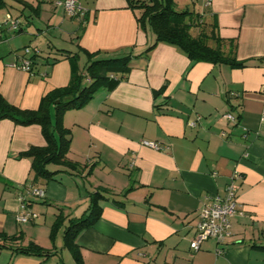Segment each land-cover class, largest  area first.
Returning <instances> with one entry per match:
<instances>
[{"label": "crops", "instance_id": "obj_1", "mask_svg": "<svg viewBox=\"0 0 264 264\" xmlns=\"http://www.w3.org/2000/svg\"><path fill=\"white\" fill-rule=\"evenodd\" d=\"M22 1L30 8L12 0L0 8V95L8 103L35 109L45 93L65 86L71 67L64 54L78 46L104 56L130 54L131 68L112 88L63 113L67 156L78 166H53L61 170L51 179H34L31 157L18 156L46 144L41 126L0 118V232L57 251L38 257L3 247L0 264H54L52 258L63 264L59 232L50 237L55 215L81 216L88 194L101 187L121 203L101 200L98 219L77 234L83 264H264V250L255 246L264 244V0H173L200 15L193 35L214 33L243 67L193 62L161 42L145 53L154 36L139 27L127 0H80L87 10L81 23L52 0ZM7 16L18 19L17 29L2 24ZM25 46L38 49L31 71L20 68ZM233 172L239 188L230 236L192 250L200 208L224 193ZM29 187L44 196L27 195L37 216L20 224L17 198Z\"/></svg>", "mask_w": 264, "mask_h": 264}, {"label": "trees", "instance_id": "obj_2", "mask_svg": "<svg viewBox=\"0 0 264 264\" xmlns=\"http://www.w3.org/2000/svg\"><path fill=\"white\" fill-rule=\"evenodd\" d=\"M24 8H30L22 0H12ZM128 6L137 11L136 19L141 29L147 30L154 36V42L150 44L145 53L155 44L167 43L177 46L191 61H206L213 64H228L231 67H243L244 60H238L234 55L223 52L218 44L219 38L214 33L205 34L199 32L196 36L190 31L192 26L203 24L197 13L188 10L178 11L174 8L173 0H127ZM7 0H0V8L7 6ZM12 6V5H9ZM86 15V13H85ZM84 15V17H85ZM80 20V23L85 19ZM217 42L210 45L208 40ZM79 52L85 56V64L79 67L77 61ZM65 57L70 63V78L63 87L49 90L45 93L35 109H23L8 103L0 95V118L8 117L20 124H39L46 144L44 146L30 147L18 156L31 157L33 178L51 179L62 168L74 170L77 162L68 158L70 130L62 123L63 113L68 109H78L90 100L100 89H110L123 79L130 71L131 55L104 56L98 52L87 51L80 46L76 52H65ZM38 53L28 57L31 67L35 63ZM50 164H52L50 166ZM62 167L51 169V167ZM90 172V169H89ZM130 190L128 188L124 195ZM108 189L99 188L88 194L89 205L86 211L79 217H69L58 212L51 224L50 237L61 231L62 247L67 249L76 264H83L79 247L75 243L77 234L91 226L98 219L101 212L100 201L112 199L119 204L121 202L108 197ZM27 204L29 199H26ZM23 234L7 235L0 232V248L6 247L16 254H25L38 257H49L57 254V251L45 249L29 240L21 242ZM264 250V244L255 245Z\"/></svg>", "mask_w": 264, "mask_h": 264}, {"label": "built area", "instance_id": "obj_3", "mask_svg": "<svg viewBox=\"0 0 264 264\" xmlns=\"http://www.w3.org/2000/svg\"><path fill=\"white\" fill-rule=\"evenodd\" d=\"M55 5L61 6L66 14L70 17H75L79 20L83 19L86 8L82 7L80 0H52ZM2 24H8L10 29L19 27L18 19H12L7 16V19ZM38 53L36 47L25 46L23 48L24 59L20 64V68L25 71H31V64L28 57ZM224 117L229 120H234L231 113H225ZM142 144L154 149H165L167 147L161 145L157 141L142 140ZM238 174L233 172L230 175L229 182L226 184L225 191L222 195H215L211 201L205 203L197 214L195 223V233L190 241V248L194 251L198 250L200 244L207 239H214L217 243L223 244L230 236V217L237 212L238 203L236 200L237 191L239 188L237 182ZM34 197H43L44 191L38 187H29L18 195V209L15 214L16 221L20 224L28 223L34 219L37 214L33 212L27 204V195ZM220 247L216 248V253H221Z\"/></svg>", "mask_w": 264, "mask_h": 264}, {"label": "rangeland", "instance_id": "obj_4", "mask_svg": "<svg viewBox=\"0 0 264 264\" xmlns=\"http://www.w3.org/2000/svg\"><path fill=\"white\" fill-rule=\"evenodd\" d=\"M174 8H175L176 10H178V11L184 10V9H182V8L177 9V7H175V4H174ZM51 165H52V164H50V166H51ZM41 216H42V218H43V215H41ZM61 231H62V230L59 231L57 237H58V241L62 244V240H61V239H62ZM59 246H60V245H59ZM57 248H59V247H57ZM61 258H62V263H63V264H76V263L74 262V260L72 259L70 253H69L66 249H63V250H62V252H61ZM54 261H56V258H52V259L50 260V263H54V264H56V262H54ZM58 264H60V263H58Z\"/></svg>", "mask_w": 264, "mask_h": 264}]
</instances>
